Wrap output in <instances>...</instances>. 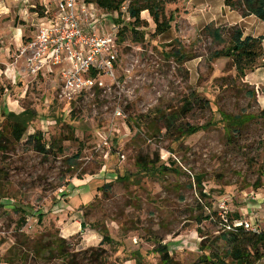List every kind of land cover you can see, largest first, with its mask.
I'll return each instance as SVG.
<instances>
[{
    "label": "rangeland",
    "instance_id": "obj_1",
    "mask_svg": "<svg viewBox=\"0 0 264 264\" xmlns=\"http://www.w3.org/2000/svg\"><path fill=\"white\" fill-rule=\"evenodd\" d=\"M46 1L0 0L7 4L0 7V264H138L136 254L144 264H162L159 244L174 264H204L205 256L235 264L221 217L248 219L253 211L264 227V87L257 92L248 77L239 78L231 58L212 57L226 44L189 23L206 14L201 0H176L164 5L166 16H174L165 32L154 33L147 11L141 13L147 26L137 28L143 37L125 31L115 78L104 77L105 87L62 98L59 67L24 72L20 45L13 43L14 27L30 35ZM210 1L212 14L217 0ZM126 8L119 19L105 12L103 20L128 24ZM22 9L30 14L26 22ZM260 70L256 76L264 79ZM192 92L202 102L182 113ZM25 109L32 118L15 140L8 115ZM177 111V124L200 127L180 142L164 133L163 117ZM234 116L245 120L238 130L229 126ZM34 133L45 153L35 149ZM140 157L171 169L136 175ZM202 187L208 196L200 195ZM56 225L71 235L64 238L65 257L58 256ZM103 228L113 241L101 245L97 261L86 260L84 251L100 245L86 247L82 233L96 231L101 241ZM254 264H264V256Z\"/></svg>",
    "mask_w": 264,
    "mask_h": 264
},
{
    "label": "trees",
    "instance_id": "obj_2",
    "mask_svg": "<svg viewBox=\"0 0 264 264\" xmlns=\"http://www.w3.org/2000/svg\"><path fill=\"white\" fill-rule=\"evenodd\" d=\"M175 1L176 0H83L84 3L94 4L100 10L105 12L116 13L118 19L122 15V7L127 3L126 13L131 21L118 28L116 38L118 47L122 41V36L127 29L135 34L138 33L143 37L145 32H138L137 28L147 26V22L141 18V13L144 11L148 12L154 23V33L161 34L168 30L171 27L174 16L172 13L166 16L164 5ZM224 4L230 9L238 11L243 17L254 15L264 21V0H224ZM118 19L117 22L120 23L121 20ZM202 31L211 37L214 42L218 44H226V47L215 50L212 53V57L219 58L221 56H226L231 58L233 67L239 78H245L247 71L254 70L256 67L262 65L261 60L263 58L264 35H244L242 29L238 26L225 28L223 26H217L213 22L206 24ZM224 33H227V39L224 38ZM176 55H179L180 59H183L184 57V54L179 50ZM258 89L259 87L256 88L257 92ZM248 94L252 96L255 94V91H248ZM190 97L191 98L183 104L182 113L190 111L195 104H200L202 102V99L195 92H192ZM203 105H208V102H205ZM32 114L33 113L30 110L25 109L19 113H10L8 115V119L11 121V135L15 140H19L22 134L27 130ZM259 116L264 119V103ZM178 118V111L167 114L163 117L165 122L164 133L171 136L176 142H180L200 130V127L188 123L177 124ZM244 123V117L234 116V120L229 123V126L238 130V128ZM29 138L35 140L34 146L38 152L45 153L47 151L45 144L41 142L37 133L30 135ZM71 162H73V160H71ZM136 164V175H152L156 173V171L163 172L165 169H171L163 164L158 167L149 165L141 157L137 159ZM173 170L177 171L176 168ZM117 178L119 180L126 179V177H123L122 175L117 176ZM195 180L198 186H202L200 177H196ZM107 187L108 185L105 183L102 186H99L98 190L106 189ZM199 193L202 197L208 196V193L203 190V187L200 188ZM221 219L224 228H227V226L230 227V229H224L222 238L227 244L228 253L235 264H254L264 256V227H261L259 233H254L251 230L246 229L243 225H235L237 221L242 219L239 214H235L233 219H229V216L226 214L222 216ZM81 225L83 227L84 224L82 223ZM100 234L102 235V239L99 243L100 246L96 248H88L84 251V258L86 260L97 261L98 257L101 256L98 252V250H102L101 245L106 241H113L107 234L106 229H101ZM59 241L60 243L57 245L58 256L65 257L69 254L63 246V243H66V241L64 238H59ZM45 247L49 248L50 244L47 243L43 246V249ZM155 251L160 254L162 264H174L165 244H159L155 248ZM136 258L138 264H144L140 259V255L136 254ZM202 262L204 264H218L209 256H205V258L202 259ZM69 264H77V262L73 259L70 260Z\"/></svg>",
    "mask_w": 264,
    "mask_h": 264
},
{
    "label": "built area",
    "instance_id": "obj_3",
    "mask_svg": "<svg viewBox=\"0 0 264 264\" xmlns=\"http://www.w3.org/2000/svg\"><path fill=\"white\" fill-rule=\"evenodd\" d=\"M52 2L55 18L39 26L18 48L25 62L24 72L36 75L42 69L51 71L58 66L62 98L71 99L105 87L104 77L115 78L119 63L118 27L100 31L99 17L88 7L91 4L83 0ZM220 207L225 209L223 202ZM255 213L252 211L248 219H241L235 225L259 233L261 219Z\"/></svg>",
    "mask_w": 264,
    "mask_h": 264
},
{
    "label": "crops",
    "instance_id": "obj_4",
    "mask_svg": "<svg viewBox=\"0 0 264 264\" xmlns=\"http://www.w3.org/2000/svg\"><path fill=\"white\" fill-rule=\"evenodd\" d=\"M18 1H20L21 3L20 6H23L25 3H27L28 0H18ZM195 1H192V2H195ZM201 2L204 8H206V10H204V13L206 14L205 15L200 14L196 18L189 19V23L191 24L193 28H197L198 26L200 28H203L204 25L210 22H213L217 26L219 25H224L228 27L238 26L242 29L244 35H251V36L264 35V21L259 19L258 17L254 15H248V16L243 17L238 11L232 10L229 7H227L224 4V0H217L216 8L213 6L215 11L212 12V14H210L208 12L211 9V1L201 0ZM1 6H3L4 9L7 8V4L1 3L0 7ZM43 7L44 8L42 12L40 14L35 13L36 16L32 18L31 27L33 28L31 29L30 35L25 36V34H23L21 25L14 27L15 35L13 36V43H15V47L18 45H21L22 42L31 38L39 26H41L42 24H47L51 22L53 18H55L56 15H55V10H54L52 0H47L45 4L43 5ZM88 7L94 12H96L97 16L99 17V21L102 25V26L99 25L100 31L110 30L115 25V23H113V25L108 26L107 23L103 20L105 11L100 10L94 4H91ZM19 15H21V17L23 18L25 22L30 16V14H27V11L25 9L24 10L22 9L19 12ZM261 62H262V65H260L259 67H256L254 70H251L249 71L248 74H246V77H248L247 82L252 86L264 87V86H258V85H264V79H261L259 76H256L257 69H261L260 71H264V41H263V58ZM10 65L14 66L15 63L10 64ZM48 72L50 73L53 71L51 70ZM85 196L89 197L90 195L88 192H86ZM56 218L58 219L59 217L56 216ZM73 221L77 225L81 226V229L78 230L77 232L82 231L81 218L78 217L74 219ZM56 226L59 228L60 237L67 239L68 237L71 236V235L70 236L66 235L67 233L66 231H63L62 227H59L58 225ZM90 233H91V237L89 239H86L87 235H90ZM99 242H100V236L98 235L96 231H91L90 229H87L86 232L82 233V244H84L86 247L90 245H97L99 244Z\"/></svg>",
    "mask_w": 264,
    "mask_h": 264
}]
</instances>
